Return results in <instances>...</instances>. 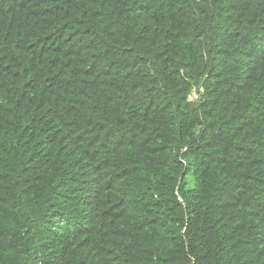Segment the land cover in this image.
Listing matches in <instances>:
<instances>
[{
	"label": "clouds",
	"instance_id": "1",
	"mask_svg": "<svg viewBox=\"0 0 264 264\" xmlns=\"http://www.w3.org/2000/svg\"><path fill=\"white\" fill-rule=\"evenodd\" d=\"M0 264H264V0H0Z\"/></svg>",
	"mask_w": 264,
	"mask_h": 264
}]
</instances>
